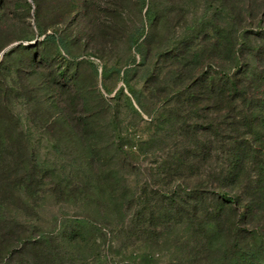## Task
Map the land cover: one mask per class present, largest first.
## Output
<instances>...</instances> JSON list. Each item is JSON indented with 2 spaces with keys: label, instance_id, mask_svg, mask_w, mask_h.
Returning a JSON list of instances; mask_svg holds the SVG:
<instances>
[{
  "label": "rangeland",
  "instance_id": "obj_1",
  "mask_svg": "<svg viewBox=\"0 0 264 264\" xmlns=\"http://www.w3.org/2000/svg\"><path fill=\"white\" fill-rule=\"evenodd\" d=\"M146 7L154 20L145 27L147 59L137 65L128 37L144 22L139 0H4L0 264L10 250L16 252L12 264H37L35 250L23 249V242L38 232L72 229L77 219L94 223L100 233H84L85 240L64 245L65 258L87 264H180L186 258L185 246L192 242L186 221L174 211L164 218L159 206L170 197L180 204L181 195L195 190L204 198L217 190L212 175L223 158L191 157L195 145L189 131L200 141L217 140L215 147L228 142L229 120H223L226 104L218 111L206 98L191 105L183 89L205 70L231 71L230 45L235 51L242 31L264 27V0H145ZM34 10L46 33L59 31L67 53L40 45ZM23 36L35 37L36 54L53 61L30 64L34 52L16 50V39ZM132 57L136 70L126 86L117 71L129 67ZM240 60L243 65L249 57L244 53ZM63 68L73 80L57 76ZM128 88L136 92L138 106ZM210 122L222 124L223 138L213 141L200 130ZM144 208L158 224L145 233L137 227ZM253 225L264 232V211L247 224ZM216 244L222 246L215 241L206 256L220 250ZM199 258L200 252L196 264Z\"/></svg>",
  "mask_w": 264,
  "mask_h": 264
},
{
  "label": "trees",
  "instance_id": "obj_2",
  "mask_svg": "<svg viewBox=\"0 0 264 264\" xmlns=\"http://www.w3.org/2000/svg\"><path fill=\"white\" fill-rule=\"evenodd\" d=\"M139 1L141 8L145 9L144 22L129 35L128 44L140 59L137 65H142L148 55L145 27L152 24L154 14L151 8H144L145 0ZM3 4L4 0H0V13ZM33 4L37 6L36 3ZM26 7L29 9L28 5ZM33 13L36 37H42L40 45L45 47L53 45L57 50L67 53V47L59 31L52 29L46 33L38 24V10H34ZM1 24L3 22L0 18ZM34 38L33 36L17 38L19 44L16 50L34 52L33 55L28 56L32 65L38 61L45 66L49 65L53 60L47 54H36L38 41ZM238 38V49L234 51L233 44L230 45L232 69L229 73L205 70L198 76L199 78L183 89L187 93L185 98L191 105H198L200 99L206 98L212 101L211 107L218 111L219 105L226 104L227 114L223 116V120L229 122L224 123L228 142L221 141L215 147L217 142L215 139L223 138L219 134L221 123L210 122L205 126L206 128L203 126L200 128L206 135L212 136L214 142H209L208 139L200 141L194 129L189 131L195 145L191 157L202 160L203 157L213 154L212 157L217 161L220 154L223 158L222 166L212 175L213 181L218 186L217 190L209 193L210 198H204L203 192L195 190L178 196L180 204L175 203L174 198L170 197L166 205L159 206L162 208L161 216L166 217L174 211L180 219L186 221L181 224L183 226L185 223L184 225L188 227L192 242L191 245L187 243L185 246L186 258H182L180 264H194L199 252L198 264H264V232L257 226H247L248 223H252L258 212L264 211V27L257 26L252 32L242 31ZM32 40H34L33 45H23L24 42L28 43ZM256 40L260 42L254 44ZM244 53L249 60L246 63L242 62V65L240 58ZM71 60L73 61L69 58L72 65ZM129 63L131 64L129 67L117 71L126 86L136 70L133 57ZM89 64L97 73L95 66L91 62ZM68 71V68H63L57 72V76L60 78L66 76L73 80L72 72ZM106 76L107 70L104 69L101 77ZM194 88L199 91L196 92L197 94L193 92ZM128 93L138 106L140 102L136 92L128 88ZM176 94L184 98L182 92ZM121 154L124 155V152L121 151ZM181 160L182 157H178L176 162ZM189 201L194 203L188 204ZM139 214L138 230L142 229L145 233L149 228L158 225L156 220L150 217L151 212L148 208H144ZM69 229L63 227L61 232L57 231L55 234L38 232L36 238L23 242V249L35 250L33 257L37 264H87L85 261H76L71 256L65 258L62 249L64 245L71 246L79 240H85L84 233H100V228L88 220L77 219L73 221V228ZM220 238L223 239V243L220 242ZM213 240L222 246L216 244L220 250L211 257L206 256L209 254L206 252L215 243ZM138 241L143 240L138 239ZM15 253L11 250L7 251L5 262L1 263L12 264L11 260Z\"/></svg>",
  "mask_w": 264,
  "mask_h": 264
},
{
  "label": "water",
  "instance_id": "obj_3",
  "mask_svg": "<svg viewBox=\"0 0 264 264\" xmlns=\"http://www.w3.org/2000/svg\"><path fill=\"white\" fill-rule=\"evenodd\" d=\"M16 44L12 45V46H15ZM3 53V52H2Z\"/></svg>",
  "mask_w": 264,
  "mask_h": 264
}]
</instances>
